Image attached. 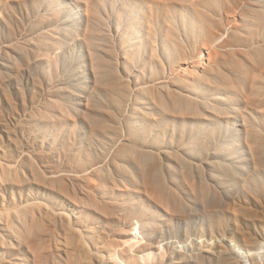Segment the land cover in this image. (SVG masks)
I'll list each match as a JSON object with an SVG mask.
<instances>
[{
  "label": "rangeland",
  "instance_id": "1",
  "mask_svg": "<svg viewBox=\"0 0 264 264\" xmlns=\"http://www.w3.org/2000/svg\"><path fill=\"white\" fill-rule=\"evenodd\" d=\"M15 262L264 264V0H0Z\"/></svg>",
  "mask_w": 264,
  "mask_h": 264
},
{
  "label": "bare ground",
  "instance_id": "2",
  "mask_svg": "<svg viewBox=\"0 0 264 264\" xmlns=\"http://www.w3.org/2000/svg\"><path fill=\"white\" fill-rule=\"evenodd\" d=\"M136 47L138 48V46L136 45ZM135 124V127L136 128H144V124H142V122L141 121H137L136 120V123H134ZM65 214V213H64ZM65 215H68V214H65ZM137 224H138V222H137ZM137 224H134V225H131V227H130V232H129V239H127V241L124 243V244H126L127 246H128V249L129 248H131L132 246H134V244H138V242H139V240L137 239V241H134L135 240V236L136 235H138V236H140L141 235V233H140V231H139V226H137ZM143 238V237H142ZM140 243V242H139ZM231 247V246H230ZM133 248V247H132ZM233 248H234V246H233ZM132 251V250H131ZM248 255H249V253H248ZM249 256H251V255H249ZM245 258H247V255L245 256ZM14 264H19L18 262H15Z\"/></svg>",
  "mask_w": 264,
  "mask_h": 264
}]
</instances>
